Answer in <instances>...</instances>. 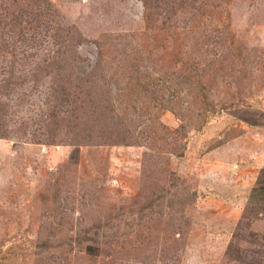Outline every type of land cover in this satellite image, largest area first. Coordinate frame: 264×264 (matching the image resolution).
I'll list each match as a JSON object with an SVG mask.
<instances>
[{
  "label": "rangeland",
  "instance_id": "374dc122",
  "mask_svg": "<svg viewBox=\"0 0 264 264\" xmlns=\"http://www.w3.org/2000/svg\"><path fill=\"white\" fill-rule=\"evenodd\" d=\"M264 0H0V264H264Z\"/></svg>",
  "mask_w": 264,
  "mask_h": 264
},
{
  "label": "trees",
  "instance_id": "16d2710c",
  "mask_svg": "<svg viewBox=\"0 0 264 264\" xmlns=\"http://www.w3.org/2000/svg\"><path fill=\"white\" fill-rule=\"evenodd\" d=\"M264 196V181H260L250 191L249 200L253 201L259 199L260 197Z\"/></svg>",
  "mask_w": 264,
  "mask_h": 264
}]
</instances>
